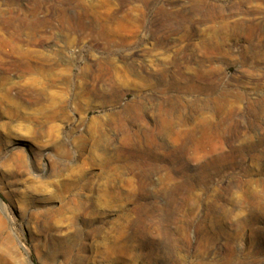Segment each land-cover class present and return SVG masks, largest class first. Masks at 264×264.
I'll return each instance as SVG.
<instances>
[{
    "label": "rangeland",
    "instance_id": "374dc122",
    "mask_svg": "<svg viewBox=\"0 0 264 264\" xmlns=\"http://www.w3.org/2000/svg\"><path fill=\"white\" fill-rule=\"evenodd\" d=\"M0 264H264V0H0Z\"/></svg>",
    "mask_w": 264,
    "mask_h": 264
},
{
    "label": "bare ground",
    "instance_id": "6f19581e",
    "mask_svg": "<svg viewBox=\"0 0 264 264\" xmlns=\"http://www.w3.org/2000/svg\"><path fill=\"white\" fill-rule=\"evenodd\" d=\"M207 47V46H206ZM199 48V47H198ZM196 57V56H195ZM187 72V71H186Z\"/></svg>",
    "mask_w": 264,
    "mask_h": 264
}]
</instances>
